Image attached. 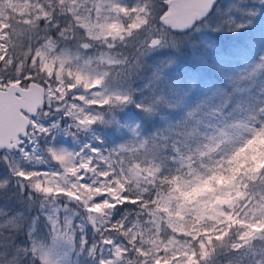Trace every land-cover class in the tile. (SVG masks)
<instances>
[{"label": "rangeland", "instance_id": "1", "mask_svg": "<svg viewBox=\"0 0 264 264\" xmlns=\"http://www.w3.org/2000/svg\"><path fill=\"white\" fill-rule=\"evenodd\" d=\"M54 1L70 18L69 35L50 43H46L47 38L35 41L40 31L35 21L51 9H44L41 0H25L23 6L30 17L26 16L25 28L18 32V45L25 58H32L33 73L45 79V99L51 109L31 117V131L18 151L0 152V188L14 187L11 179L15 174L17 183L29 189L28 195L23 187H14L0 196V264H17L19 255L27 250L29 264H184L178 257L166 258L169 249L178 248L177 238L169 236L164 243L157 238L149 252L143 239H136L135 229L125 238L116 237L118 226L114 227L107 215L108 207L120 198L122 187L138 184L154 172L147 157L146 129L130 113L118 111L127 85L131 86L123 78L129 68L153 61L161 70V61L168 58L163 43L166 28L155 23L162 3ZM197 30L207 34L213 30V21L207 20ZM144 31L151 34L142 37ZM137 39L142 45L132 46ZM156 39L160 43L151 45ZM0 43L3 52L6 43ZM91 104L107 105L114 113L107 118L100 111L86 109ZM123 115L122 124H117ZM108 132H112L110 140ZM255 144L248 155L264 152V139ZM131 153H135L132 159ZM20 173L23 176L19 177ZM202 185L196 187L188 180L163 201V216L173 232L185 233L200 219L223 217V202ZM251 231L248 236L243 231L232 244L220 237V244H229L224 250L227 254L198 263L264 264V228ZM257 233L260 239H255ZM132 239L138 240L140 255L131 261L124 249L132 246Z\"/></svg>", "mask_w": 264, "mask_h": 264}, {"label": "trees", "instance_id": "2", "mask_svg": "<svg viewBox=\"0 0 264 264\" xmlns=\"http://www.w3.org/2000/svg\"><path fill=\"white\" fill-rule=\"evenodd\" d=\"M24 3L0 0V38H4L0 42L6 43L0 52V88L14 81L22 86L31 81L45 83L41 75L33 73L32 58H25V51L18 45V32L25 28L26 16L30 17ZM41 3L51 10L35 21L40 30L35 41L47 38L46 43H50L68 37L70 18L60 12L54 0ZM162 12L164 3L157 12V27L163 26L159 21ZM207 20L213 21V30L204 37L197 27ZM149 34L144 31L142 37ZM76 36L74 33V40ZM163 43L168 51V58L160 63L163 69L149 61L135 69L130 67L123 77L131 86L127 85L118 111L130 113L146 129L147 157L154 172L138 184L122 187L120 198L108 207L107 215L114 227L118 226L116 237L125 238L135 229L136 239H143L152 252L154 240L159 238L158 242L164 243L171 236L178 239L179 245L169 249L166 258L199 264L203 258L214 255V259H220L227 254L224 250L229 244H220V237L237 243L243 231L248 236L254 227L264 228V152L248 155L257 140L264 139V0H219L212 13L188 32L166 28ZM138 44L142 45L139 39L132 46ZM47 108L50 106L46 102L39 112ZM90 108L107 118L114 113L107 105H86ZM125 117L121 116L117 124H122ZM74 128L79 133L84 130ZM111 133L106 135L109 140ZM134 154H130L131 159ZM14 176V187H23L28 195L27 185L17 183ZM188 180L196 187L205 185L207 193L223 202L226 212L218 219L192 223L185 233L173 232L161 205ZM9 186L0 188V196L15 189ZM92 230L93 226L88 237ZM259 237L257 233L255 239ZM136 242L132 239V246L124 249L131 261L140 255ZM19 258L17 264H29V251Z\"/></svg>", "mask_w": 264, "mask_h": 264}, {"label": "water", "instance_id": "3", "mask_svg": "<svg viewBox=\"0 0 264 264\" xmlns=\"http://www.w3.org/2000/svg\"><path fill=\"white\" fill-rule=\"evenodd\" d=\"M167 11L160 23L176 33L188 32L215 9L219 0H164ZM160 39L152 42L158 45ZM45 86L31 81L27 86L11 82L0 88V150L20 149L22 138L28 134L31 117L46 104Z\"/></svg>", "mask_w": 264, "mask_h": 264}, {"label": "snow or ice", "instance_id": "4", "mask_svg": "<svg viewBox=\"0 0 264 264\" xmlns=\"http://www.w3.org/2000/svg\"><path fill=\"white\" fill-rule=\"evenodd\" d=\"M162 3H164V12H166L167 8H168V5L166 4V2H164V0H162ZM164 12H162L161 15H163Z\"/></svg>", "mask_w": 264, "mask_h": 264}]
</instances>
